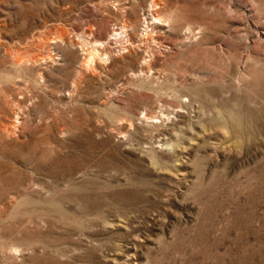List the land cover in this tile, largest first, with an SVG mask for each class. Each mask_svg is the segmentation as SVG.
<instances>
[{
    "label": "rangeland",
    "instance_id": "obj_1",
    "mask_svg": "<svg viewBox=\"0 0 264 264\" xmlns=\"http://www.w3.org/2000/svg\"><path fill=\"white\" fill-rule=\"evenodd\" d=\"M0 264H264V0H0Z\"/></svg>",
    "mask_w": 264,
    "mask_h": 264
},
{
    "label": "bare ground",
    "instance_id": "obj_2",
    "mask_svg": "<svg viewBox=\"0 0 264 264\" xmlns=\"http://www.w3.org/2000/svg\"><path fill=\"white\" fill-rule=\"evenodd\" d=\"M153 3H154V2H153ZM153 3H152V4H153ZM155 4H156V3H155ZM153 7H154V6H153ZM148 40H149V39H148ZM167 143H168V142H167Z\"/></svg>",
    "mask_w": 264,
    "mask_h": 264
}]
</instances>
